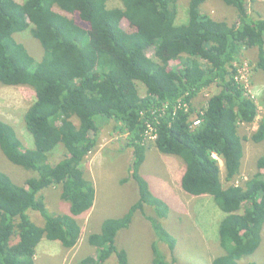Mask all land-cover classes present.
Wrapping results in <instances>:
<instances>
[{"label": "trees", "instance_id": "obj_1", "mask_svg": "<svg viewBox=\"0 0 264 264\" xmlns=\"http://www.w3.org/2000/svg\"><path fill=\"white\" fill-rule=\"evenodd\" d=\"M206 1L189 0L187 21L177 25L178 0H0V85L28 86L35 93L23 118L32 148L0 120V151L29 175L19 185L0 172V264H35L44 237L67 249L78 243L76 218L87 214L96 198L82 163L98 146L101 120L120 124L121 133L128 134L122 149L132 150L129 176L138 198L89 235L96 255L79 264H129L116 238L136 214L155 236L151 263L177 264L176 239L163 224L168 205L140 173L151 148L181 159V189L194 197L211 196L225 214L218 227L223 253L211 264H245L254 255L264 231V155L257 158L255 175L240 185L231 181L239 176L244 155L239 125H251L259 113L257 98L237 79L239 66L243 52L255 49L253 70L264 74V17L249 13L255 0H217L235 9L230 25L203 12ZM27 30L42 48L38 62L15 39ZM211 87L216 90L204 104L194 106L196 96ZM259 102L264 106V93ZM250 140L264 142V116ZM57 146L63 157L51 162ZM214 155L223 163L227 187ZM51 186L67 213L52 210L45 197Z\"/></svg>", "mask_w": 264, "mask_h": 264}, {"label": "rangeland", "instance_id": "obj_2", "mask_svg": "<svg viewBox=\"0 0 264 264\" xmlns=\"http://www.w3.org/2000/svg\"><path fill=\"white\" fill-rule=\"evenodd\" d=\"M16 1L23 3L25 0ZM188 2L189 0H178L177 25L187 21ZM200 9L213 19L225 21L230 25L236 18L233 7H228L217 0H207ZM249 13L254 17H264V0L251 2ZM121 26L126 29L128 23L123 20ZM15 39L25 46L36 62L39 61L36 58L40 55L42 48L29 30L15 34ZM146 55L150 58L154 57L152 50H148ZM255 58V49L244 51L241 57L243 61L239 66L240 76H237L246 93L257 98L259 113L251 125H239V133L246 139L243 141L244 155L240 174L231 181L235 185L242 184L258 172L257 158L264 155V142L255 144L250 140L252 132L264 116V106L259 102L260 96L264 93V74L253 70ZM171 66L175 68L176 65L172 62ZM215 90V87H211L200 92L193 100L194 106L197 108L202 106ZM34 101L35 93L31 87L0 85V120L15 129L18 138L27 148L33 147V138L25 129L23 118L25 111ZM148 135L153 140L151 133L148 132ZM127 137L128 134L121 133L120 124L106 120L99 122L96 137L98 146L82 163L86 178L94 184L96 198L92 209L87 214L76 218L81 227V237L71 249L63 247L58 241L42 238L36 248L35 264H79L84 257L95 256V249L87 242L89 235L100 231L103 220L122 216L136 202L137 186L129 176L133 159L132 150L122 149L127 143ZM152 140L147 142L151 143ZM63 154V148L57 146L49 160L59 161ZM219 164L222 184L227 187L230 183L224 179L223 163L220 160ZM184 167L181 159L162 155L151 148L147 152L140 173L148 182L152 194L168 205V216L163 224L176 239L174 256L177 264H211L214 258L223 253L218 241V227L225 214L218 209L211 196L194 197L181 189L180 181ZM0 172L6 173L14 183L19 185H24L29 176L26 171L7 161L1 151ZM56 188L51 186L50 190H46L45 197L52 210L67 213L68 207L60 202ZM146 212L152 213L148 208ZM32 213L29 212L36 220L35 222L42 224L40 215ZM154 240L155 236L148 221L140 214H136L129 228L118 234L116 244L118 248L127 252L129 264H152L151 244ZM160 247L164 250L163 244H160ZM112 258V262L115 263ZM251 259L257 264H264V231L259 248L253 256L247 258L245 264Z\"/></svg>", "mask_w": 264, "mask_h": 264}, {"label": "built area", "instance_id": "obj_3", "mask_svg": "<svg viewBox=\"0 0 264 264\" xmlns=\"http://www.w3.org/2000/svg\"><path fill=\"white\" fill-rule=\"evenodd\" d=\"M199 121H200L199 119H194V123H193V124H194V125H197V124H199ZM149 133H151L150 130H149ZM152 137H153V139H154L155 136H152Z\"/></svg>", "mask_w": 264, "mask_h": 264}, {"label": "bare ground", "instance_id": "obj_4", "mask_svg": "<svg viewBox=\"0 0 264 264\" xmlns=\"http://www.w3.org/2000/svg\"><path fill=\"white\" fill-rule=\"evenodd\" d=\"M51 89H52V88H51ZM61 109H62V108H61ZM63 110H64V109H63ZM214 157H215L216 159L220 160L217 156L214 155ZM220 161H221V160H220Z\"/></svg>", "mask_w": 264, "mask_h": 264}]
</instances>
